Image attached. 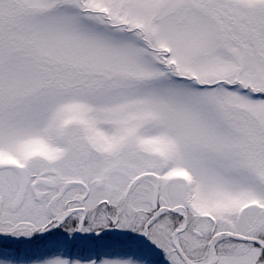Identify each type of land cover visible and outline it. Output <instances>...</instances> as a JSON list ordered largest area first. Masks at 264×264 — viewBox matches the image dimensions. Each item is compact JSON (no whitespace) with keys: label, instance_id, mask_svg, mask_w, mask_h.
Segmentation results:
<instances>
[{"label":"snow or ice","instance_id":"1","mask_svg":"<svg viewBox=\"0 0 264 264\" xmlns=\"http://www.w3.org/2000/svg\"><path fill=\"white\" fill-rule=\"evenodd\" d=\"M0 264H264V0H0Z\"/></svg>","mask_w":264,"mask_h":264}]
</instances>
